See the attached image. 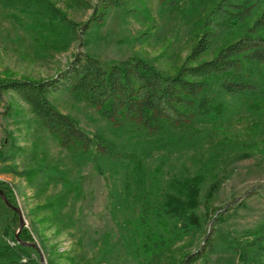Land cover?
Listing matches in <instances>:
<instances>
[{
    "label": "rangeland",
    "instance_id": "obj_1",
    "mask_svg": "<svg viewBox=\"0 0 264 264\" xmlns=\"http://www.w3.org/2000/svg\"><path fill=\"white\" fill-rule=\"evenodd\" d=\"M211 1L183 0L172 8L159 0H133L82 33L99 0H0V83L50 80L79 52L106 69L142 59L173 75L195 45ZM63 17L77 25L78 37ZM257 78L264 81L263 69ZM222 98L231 103L219 127L198 128L170 146L141 130L114 127L78 95L53 92L55 108L97 144L109 146L108 157L96 148L87 154L62 148L28 104L13 92L0 93V183L16 196L23 229L36 245L34 264H178L209 234L215 249L206 264H241L234 248L264 225V87L256 101ZM136 165L147 176L146 187H129ZM197 173L205 176L199 207L191 212L197 222L166 220L164 226L168 182ZM58 198L62 211L57 223L48 222L54 216L45 206ZM5 204L0 199V247L11 241Z\"/></svg>",
    "mask_w": 264,
    "mask_h": 264
},
{
    "label": "trees",
    "instance_id": "obj_2",
    "mask_svg": "<svg viewBox=\"0 0 264 264\" xmlns=\"http://www.w3.org/2000/svg\"><path fill=\"white\" fill-rule=\"evenodd\" d=\"M129 1L133 0H99L92 18L81 32H87L91 26L100 27L110 10ZM159 1L175 8L183 0ZM192 3L190 1L188 6L196 8ZM209 7V12L197 25L195 45L173 75L142 59L123 61L106 69L99 59L79 52L73 55L67 70L60 76L39 81L4 80L0 83V93H15L30 106L41 126L57 138L60 146L72 153L87 154L96 148L103 156L112 155L109 146L97 144L73 118L51 103L49 96L61 89L82 97L118 129L141 130L149 138L167 139L170 146L179 145L198 128H217L222 124L231 103L222 96H252L256 101L264 87V81L257 78L258 70L264 71V0H212ZM63 21L78 37L77 25L66 17ZM223 37L227 39L225 42ZM213 50L214 54L206 58ZM135 169L129 187H146V174L137 165ZM210 176L214 180L212 187H216L215 174L210 173ZM204 182L203 173L177 175L168 182L162 204L167 214L161 219L164 226L166 220L169 224L187 220L197 222L191 212L199 207ZM0 189L17 208L12 187L1 182ZM5 206L8 218L4 230L11 241L0 247V264H34V248L19 243L16 238L20 216L7 204ZM45 208L54 216L46 221L57 223L62 198ZM249 237L241 247L234 248L241 264H264V225L249 233ZM19 238L23 243H34L27 229L19 233ZM214 249L213 235L209 234L203 247L181 255L178 264H206Z\"/></svg>",
    "mask_w": 264,
    "mask_h": 264
},
{
    "label": "water",
    "instance_id": "obj_3",
    "mask_svg": "<svg viewBox=\"0 0 264 264\" xmlns=\"http://www.w3.org/2000/svg\"><path fill=\"white\" fill-rule=\"evenodd\" d=\"M0 196L4 199V201H5V203L12 209V210H14L15 212H17L18 214H19V216H20V221H21V226H20V230H19V233H21V231H22V229H23V223H24V219H23V215H22V213H21V211L18 209V208H16V207H14V206H12L11 204H10V202L7 200V198L5 197V194H4V192L0 189ZM19 233L17 234V240L19 241V243H21V244H23V245H30V246H32L33 248H36V245L33 243V244H26V243H23L21 240H20V238H19ZM42 264H45L44 262H42Z\"/></svg>",
    "mask_w": 264,
    "mask_h": 264
}]
</instances>
